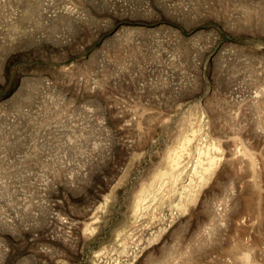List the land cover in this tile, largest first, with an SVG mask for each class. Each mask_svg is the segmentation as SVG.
<instances>
[{
    "label": "rangeland",
    "instance_id": "1",
    "mask_svg": "<svg viewBox=\"0 0 264 264\" xmlns=\"http://www.w3.org/2000/svg\"><path fill=\"white\" fill-rule=\"evenodd\" d=\"M0 264H264V0H0Z\"/></svg>",
    "mask_w": 264,
    "mask_h": 264
}]
</instances>
